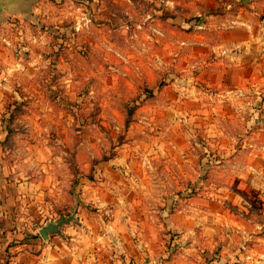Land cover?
Listing matches in <instances>:
<instances>
[{"label":"rangeland","instance_id":"obj_1","mask_svg":"<svg viewBox=\"0 0 264 264\" xmlns=\"http://www.w3.org/2000/svg\"><path fill=\"white\" fill-rule=\"evenodd\" d=\"M263 2L0 0V34L34 64L21 106L7 101L10 128L34 145L21 156L66 160L73 189L105 182L98 168L116 162L119 195L132 204L119 264H264V179L246 168L264 165L263 135L258 149L242 142L262 120L224 115L223 97L215 113L220 92L209 84L226 58L213 49L216 24L224 31L245 14L264 24ZM220 189L238 200H225L224 221L201 204L198 223L181 227V201ZM65 215L53 223L74 221Z\"/></svg>","mask_w":264,"mask_h":264},{"label":"crops","instance_id":"obj_2","mask_svg":"<svg viewBox=\"0 0 264 264\" xmlns=\"http://www.w3.org/2000/svg\"><path fill=\"white\" fill-rule=\"evenodd\" d=\"M24 15V11L18 13ZM231 22L233 25L224 24V31H220L218 23L215 26L217 39L213 49L216 53L224 51L226 58L224 63H215L210 71L209 84L220 92L213 95L214 111H218L223 97L227 104L224 115H249L251 123H257L256 119L261 117L250 137L243 135L242 139L245 148L258 149L263 143L257 140L260 135L264 141V24L248 14ZM22 56V50L0 34V264H119V248L129 238L124 223L128 226L131 222L132 204L119 195L116 162L101 163L98 168L97 178L105 177V182H83V186L73 189V175L66 160H31L21 156L23 133L10 128L12 113H8L7 101H18L17 106L23 101L18 93L28 83L23 71L27 73L31 70L28 65L34 64L24 61ZM236 104L242 109H235ZM12 141L15 147H11ZM24 148L33 149L34 145ZM250 161L253 164L246 163L249 172L264 179V165L260 168L254 160ZM243 178H248V174ZM250 180L255 181L253 176ZM210 194L208 199L191 197L180 202L175 219L181 227L198 223L193 218L203 212L201 204L209 208L205 212L207 218L222 222L229 214L228 210L223 213L225 200L230 198L233 205L238 203L235 194L230 195L226 189H220L218 195L215 191H209ZM240 211V216L251 221L246 207ZM65 214L74 215V221H67L59 233L45 241L39 230Z\"/></svg>","mask_w":264,"mask_h":264},{"label":"water","instance_id":"obj_3","mask_svg":"<svg viewBox=\"0 0 264 264\" xmlns=\"http://www.w3.org/2000/svg\"><path fill=\"white\" fill-rule=\"evenodd\" d=\"M68 220L62 219L60 222L57 223H48L45 224L40 230L39 234L40 236L47 241L51 235L59 233L61 227L67 222Z\"/></svg>","mask_w":264,"mask_h":264}]
</instances>
